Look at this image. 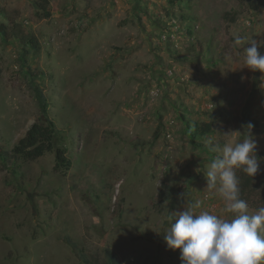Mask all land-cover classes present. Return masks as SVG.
Wrapping results in <instances>:
<instances>
[{"label":"rangeland","instance_id":"obj_1","mask_svg":"<svg viewBox=\"0 0 264 264\" xmlns=\"http://www.w3.org/2000/svg\"><path fill=\"white\" fill-rule=\"evenodd\" d=\"M0 9V23L42 44L34 52L0 35V264H86L81 249L109 264H181L165 222L186 202L223 207L206 188L222 155L208 142L242 141L251 123L264 150V73L244 52L264 42V0H0ZM29 68L43 74L34 81ZM36 86L61 130L55 148L72 162L60 171L55 150L18 161L19 172L1 158L43 115ZM182 115L213 123L202 146Z\"/></svg>","mask_w":264,"mask_h":264},{"label":"clouds","instance_id":"obj_2","mask_svg":"<svg viewBox=\"0 0 264 264\" xmlns=\"http://www.w3.org/2000/svg\"><path fill=\"white\" fill-rule=\"evenodd\" d=\"M242 44L244 38L236 35L234 46ZM247 44L251 46L244 48L246 67L264 73V54L258 51L264 42L252 39ZM253 127L247 125V138L227 142L222 148L208 142L212 152L222 153L205 172L206 188L223 200L220 211L197 212L200 201L186 202L165 222L164 240L169 249L180 250L181 264H264V207L249 212L248 203L240 198L236 174L242 170L254 177L260 170Z\"/></svg>","mask_w":264,"mask_h":264},{"label":"trees","instance_id":"obj_3","mask_svg":"<svg viewBox=\"0 0 264 264\" xmlns=\"http://www.w3.org/2000/svg\"><path fill=\"white\" fill-rule=\"evenodd\" d=\"M0 13L6 14L0 9ZM20 24L12 22L11 26L5 23H0V35L8 36L9 34L17 37L22 44L28 46L34 52H40L42 44L39 37L34 32H29L20 27ZM32 76L35 81L40 78L43 72L39 70H31L26 72ZM35 97L38 101L42 117L31 124L26 134L18 141V143L11 150H2L1 158L5 162H10L11 166L17 168L18 161H34L45 156L48 152L55 150L56 159L54 169L60 171L62 167H69L72 165L70 158L66 155L67 150L64 147L55 148V142L59 138L61 130L57 127L56 122L50 117L49 107L45 93L41 88L36 86L34 88ZM44 116V117H43ZM186 131L190 139L197 145L202 146L199 139L206 137L213 133L214 127L212 122H198L192 121L185 115H182ZM257 159L260 161V170L254 177H250L242 170H237L236 174L239 178L240 184V198L244 199L248 205L259 209L264 207V150H256ZM108 255L114 260H117L116 255L108 250ZM81 257L86 264H109L101 259L99 254H88L81 249Z\"/></svg>","mask_w":264,"mask_h":264},{"label":"water","instance_id":"obj_4","mask_svg":"<svg viewBox=\"0 0 264 264\" xmlns=\"http://www.w3.org/2000/svg\"><path fill=\"white\" fill-rule=\"evenodd\" d=\"M44 117V116H43Z\"/></svg>","mask_w":264,"mask_h":264}]
</instances>
